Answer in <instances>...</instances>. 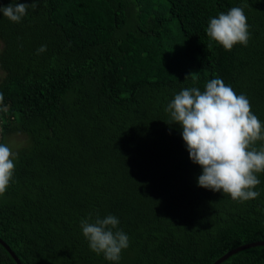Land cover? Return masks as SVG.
<instances>
[{
  "label": "trees",
  "instance_id": "16d2710c",
  "mask_svg": "<svg viewBox=\"0 0 264 264\" xmlns=\"http://www.w3.org/2000/svg\"><path fill=\"white\" fill-rule=\"evenodd\" d=\"M12 2L32 0L0 6ZM232 7L250 38L226 51L206 28ZM0 41V144L30 135L0 197V240L20 264H117L89 248V214L119 219L118 264H212L264 241V173L244 202L200 187L165 111L220 78L264 123V0H37L20 23L0 12ZM0 264H16L1 244ZM218 264H264V245Z\"/></svg>",
  "mask_w": 264,
  "mask_h": 264
},
{
  "label": "clouds",
  "instance_id": "9594fccd",
  "mask_svg": "<svg viewBox=\"0 0 264 264\" xmlns=\"http://www.w3.org/2000/svg\"><path fill=\"white\" fill-rule=\"evenodd\" d=\"M31 4L12 2L0 6V12L10 21L20 23ZM247 17L242 7H232L210 18L207 36L231 51L236 44L247 46L250 33ZM46 51L41 45L37 53ZM4 95L0 92V111L7 112ZM165 111L170 115L167 123L179 124L189 158L198 164L202 173L197 178L200 187L214 192L222 191L238 202L257 198L255 191L260 184L257 174L264 173V144L257 149V141L264 142V123L252 112L245 94L237 95L233 88L220 78L209 80L205 90L198 87L184 88L174 95ZM16 154L0 144V197L13 180ZM82 219L80 226L89 248L103 254L105 260L119 262L121 252L129 246L128 235L118 228L119 219L114 215L95 222Z\"/></svg>",
  "mask_w": 264,
  "mask_h": 264
},
{
  "label": "rangeland",
  "instance_id": "374dc122",
  "mask_svg": "<svg viewBox=\"0 0 264 264\" xmlns=\"http://www.w3.org/2000/svg\"><path fill=\"white\" fill-rule=\"evenodd\" d=\"M3 45L0 41V52L2 51ZM3 76V73L0 69V80ZM17 119V116H14V121ZM30 142V135L23 131H14L6 134L4 138V143L6 144L15 154L22 148H26Z\"/></svg>",
  "mask_w": 264,
  "mask_h": 264
},
{
  "label": "water",
  "instance_id": "95a60500",
  "mask_svg": "<svg viewBox=\"0 0 264 264\" xmlns=\"http://www.w3.org/2000/svg\"><path fill=\"white\" fill-rule=\"evenodd\" d=\"M0 244L2 246H4V248L6 249V251L9 253V255L11 256V258L14 260V262L16 264H20L18 259L16 258V256L13 254V252L8 248V246L6 244H4L1 240H0ZM257 245H264V241H258V242H251V243H247V244H243L241 246H238L232 250H229L228 252H226L224 255H222L220 258H218L214 263L212 264H218L220 263L222 260H224L226 257H228L229 255H231L232 253L239 251L241 249H245L248 247H252V246H257Z\"/></svg>",
  "mask_w": 264,
  "mask_h": 264
}]
</instances>
